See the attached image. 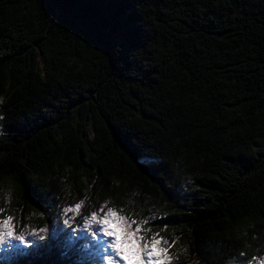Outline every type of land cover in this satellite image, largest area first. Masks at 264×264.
I'll list each match as a JSON object with an SVG mask.
<instances>
[{"label": "trees", "instance_id": "16d2710c", "mask_svg": "<svg viewBox=\"0 0 264 264\" xmlns=\"http://www.w3.org/2000/svg\"><path fill=\"white\" fill-rule=\"evenodd\" d=\"M108 208L169 264L264 259V0H0V264H107Z\"/></svg>", "mask_w": 264, "mask_h": 264}, {"label": "snow or ice", "instance_id": "6c2138e0", "mask_svg": "<svg viewBox=\"0 0 264 264\" xmlns=\"http://www.w3.org/2000/svg\"><path fill=\"white\" fill-rule=\"evenodd\" d=\"M80 208L81 203H76L74 208L70 207L66 211L76 212ZM3 211L0 209V213ZM13 219V216L8 215L0 220V246L5 252L18 247L12 241L23 242L26 240V235L23 232L19 234L16 232ZM92 222L102 225V229H98V231H102L107 237L112 238L110 242L101 238L95 241V244L100 248L109 249L115 256L119 257V264H169L173 259V256L169 254V249L174 245V241L170 243L159 232L149 234L150 229H142L139 225L133 228V225L137 224L136 220H129L128 217L119 215L112 208H108L106 215L99 221H97V214L93 212L89 223ZM64 223L68 224V221L65 220ZM62 234L63 230L33 229L30 236H35L36 240H29V243L35 245L37 241L45 242L51 237L59 241L66 249L70 250L76 246L80 238L76 232H71L63 240H60ZM106 255L108 264H113V255ZM260 264H264V259L261 260Z\"/></svg>", "mask_w": 264, "mask_h": 264}, {"label": "rangeland", "instance_id": "374dc122", "mask_svg": "<svg viewBox=\"0 0 264 264\" xmlns=\"http://www.w3.org/2000/svg\"><path fill=\"white\" fill-rule=\"evenodd\" d=\"M98 238H103L104 241H108L110 242L111 241V237H107L104 233L99 235ZM103 250L105 251V255L106 254H112L113 255V264H119V257L115 256L114 253H112L109 249H106V248H103ZM106 262H107V255H106ZM108 264V262H107Z\"/></svg>", "mask_w": 264, "mask_h": 264}]
</instances>
